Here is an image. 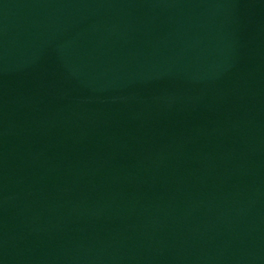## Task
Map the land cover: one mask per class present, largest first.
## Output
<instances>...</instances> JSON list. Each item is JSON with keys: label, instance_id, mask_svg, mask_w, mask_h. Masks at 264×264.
Listing matches in <instances>:
<instances>
[{"label": "water", "instance_id": "obj_1", "mask_svg": "<svg viewBox=\"0 0 264 264\" xmlns=\"http://www.w3.org/2000/svg\"><path fill=\"white\" fill-rule=\"evenodd\" d=\"M0 264H264V0H0Z\"/></svg>", "mask_w": 264, "mask_h": 264}]
</instances>
